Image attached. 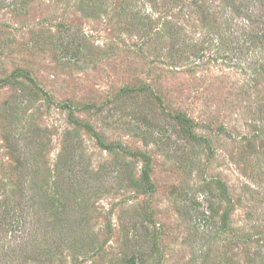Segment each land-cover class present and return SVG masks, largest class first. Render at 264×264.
<instances>
[{
  "label": "rangeland",
  "instance_id": "1",
  "mask_svg": "<svg viewBox=\"0 0 264 264\" xmlns=\"http://www.w3.org/2000/svg\"><path fill=\"white\" fill-rule=\"evenodd\" d=\"M0 264H264V0H0Z\"/></svg>",
  "mask_w": 264,
  "mask_h": 264
},
{
  "label": "trees",
  "instance_id": "2",
  "mask_svg": "<svg viewBox=\"0 0 264 264\" xmlns=\"http://www.w3.org/2000/svg\"><path fill=\"white\" fill-rule=\"evenodd\" d=\"M13 74H19V75H22V76H24V77H27V78H29L28 76V74H26L24 71H22V70H16ZM61 225V224H60ZM135 260V258H133V261Z\"/></svg>",
  "mask_w": 264,
  "mask_h": 264
}]
</instances>
